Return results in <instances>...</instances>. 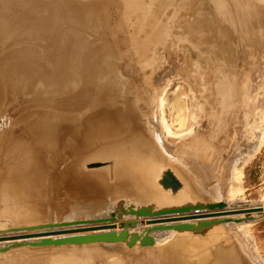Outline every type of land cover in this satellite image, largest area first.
Here are the masks:
<instances>
[{
	"label": "bare ground",
	"instance_id": "obj_1",
	"mask_svg": "<svg viewBox=\"0 0 264 264\" xmlns=\"http://www.w3.org/2000/svg\"><path fill=\"white\" fill-rule=\"evenodd\" d=\"M89 1H90L89 6H87L84 3L81 4L82 7L79 6L81 8L80 11L82 12V15L84 14V17H87L88 19H90L94 23V26L97 28L100 26V22L102 24V19L100 17L101 13L97 15L96 17L97 19H96L95 18L96 8H95V5L92 3V1L94 0H89ZM260 1L261 0H259V2ZM69 2L71 3L73 1L72 0H0V36L2 37V38L0 37L2 40L0 43V56L3 55L6 57L5 58L6 63L9 62V64L11 63L14 64L13 71L10 74H5L3 72V68H5V63L0 60V107L2 106L7 107V105H9L12 102L13 100L12 98L14 96V94L10 96L11 94L5 93L6 92L4 90L5 85H7L8 88L14 87L13 89H15L18 84L22 85L23 89H22V92H20L22 93L21 96L25 95L27 97L29 96L34 97L36 94L44 95V96H41L42 98H37L36 101L35 99L32 101L33 105H36V106L39 105L38 107L34 106L37 108V109L35 108V111H32V110L31 112L27 111L28 115L31 114L30 117L34 118V121L36 122V124L34 125L29 124L26 127L24 126V128L22 129H18L16 131L14 130L15 132L12 131L13 133L11 135H10L11 131H8L9 132L8 137L0 138V208L4 210L2 211V213H4L2 214V217H5L6 221L7 219L9 220L13 219V220H18L17 223H20L19 221H21L22 223L24 221V223H26L27 220L32 219L34 217L33 213L37 215L42 209L45 212L44 208L46 207L43 208L41 206H44L43 205L44 203L45 204L49 203L50 199L47 198V195L43 193L44 191H48L52 193H58L57 191H60L61 195L59 194L56 197L54 196V198L55 199L57 198L60 204L64 207L68 206L69 204L70 205L72 204L73 206L77 204L79 206L77 207L78 212L86 211V209L90 208L91 205L94 203L96 204L98 203V205L103 204V199H104V194H105L103 191L106 188L104 187L105 185L103 183V179L100 180L98 178L100 174L98 175L89 174V175L79 177V175L81 174L83 175V173L80 172V166H78V162H79L78 152L79 151H78L76 139H77V135L79 132L78 128H80L82 124L84 123V122L82 123L83 120H81V117L83 115L91 116L93 112L95 111L96 107H98L101 103H104L103 107L106 108V110L113 112L120 120H123L125 124L123 126L110 128V131L98 129L91 134L92 136L100 135L102 136V139H103L102 149L95 155V157L99 159L114 160L115 162L114 167L116 166L119 176L129 177V179H131L133 183L132 191L134 192V194L133 193L132 194L128 193V195L124 194V197L126 198V197L135 196L138 199L142 200V203H137L136 205H134L135 206L134 208L132 206L130 207L123 206L124 198H122L115 202L112 210H109L107 213H102L96 216H92L91 218L92 219H102L101 222L105 221L106 223L108 221L116 220L117 216L119 215L123 216L124 218L130 215H134V216L137 215V218L140 215L146 216L148 217L147 221L149 222V224H146V226H143L144 227L142 228L143 235L140 236L141 238L146 234L147 236H149L148 234L149 231L157 229V228L158 229L173 228V227H157L155 225L164 224L160 226H165V223H169L172 225L175 222L176 224L178 222V221L169 222L171 220H168V219H172V220L177 219L180 221L178 223L187 222L188 218L182 217V216H185V215L188 216L192 214L190 213V211L169 212L170 214L157 213V212L159 210H162V208H167V207L181 208V207H175V206H179L180 204H184V203H189L192 200H193L192 202H194L195 198H205V197L208 198V196L209 198H212L213 196H215V193H218V185L223 180L225 181V176L227 175L228 172L229 173L234 172L235 175L237 176L235 172L236 170L235 165L237 162L236 159L238 158V156H241L242 159L249 157V155L255 150V148L258 147V145L256 146L255 141L258 139L260 141V138L263 137L264 135L263 134L264 133V106L262 103H260L261 102L260 99L262 98L261 97L260 99L258 98L260 94L264 96V83L262 85L263 91L261 90L263 94L259 92L260 90L257 92L259 94L255 92L254 94L252 92L253 88H251V80H250L254 75L258 76L257 74L260 71L258 70V68H255V70L252 71V67H247L250 64L247 62V66H246L247 68L245 69V67L241 66V69H240L242 72H247L246 73L247 75L245 77H243L240 80L236 79L238 74H240V70L234 69L235 70L234 72L237 76L234 79L230 76L229 77L227 76L228 80L226 82H224L221 77L219 78V76L218 77L213 76L214 78H210L209 76L204 77L202 73V74H198L196 78H193V75L192 77H189V73H188L189 70L188 71L186 70L185 72H183L182 78L190 82V84L188 85L186 84V86H188V90L185 89V91L182 93L186 97H183L180 95L179 96L181 98L182 97L187 98V95H188L190 97V102H191L190 108H189L190 115H187L186 112H183L185 113V116L187 115L191 117V120H193L194 122L203 123L205 122V120H207V122L210 123L209 115L216 114L215 116L216 121L212 122L213 124L216 125V127L214 126L215 127L214 130L215 131L216 130L219 131L220 129L224 130V132L222 133L225 134L224 139L226 140L228 139L227 137H231L230 140L229 139L227 140L229 141L228 144H229L230 154L225 156L226 157L225 159L223 158L225 162L223 163L221 160H218V159L213 160L212 155L210 156L211 153L207 151L208 149L206 150L204 149L203 151L200 150L202 142L198 136L192 137L191 139V141L193 140L192 142H188L187 139L182 140L180 142L169 141L167 139H164L165 137L164 138L162 137L163 135L161 134L162 131L160 130L161 133L159 132L158 125H156L157 124L156 120L155 119L153 120L152 116L150 117L151 119L149 118V115L153 114L152 113L153 110L148 107L150 106L148 102H147L148 106L146 107V105L143 102V97H145V94H146L145 91L147 90L146 88H148L151 92L157 91L159 94L161 87L158 86L157 83L161 80L162 76L158 75L156 77L157 79H154V78H150L149 77L150 75H149L148 76L149 78L143 79L144 82H143L142 87H137L138 88L137 89L135 86L136 84H135L134 86L136 89H134V87L130 84V82H128L129 80L126 81L127 79H121V78L118 79V74H116L117 78L112 77L113 76L112 74L111 76L107 74H103L104 72H102L101 74L99 73V70L100 68H104V64L99 59L100 57L99 58L95 57L98 51L96 53L94 52L95 54H93L92 56L90 54L92 52V49H90L89 47V49L86 51V54H85L86 48L84 46L81 47L80 45L76 44L77 39L79 37H82V35L85 32L83 31V33H81V30L78 32L76 29L77 24L74 27L76 31H74L73 29L71 30V28L68 27L70 29L67 32L63 31V33H61V31L55 27V24H57V21L59 20V18L61 19V17H59L61 16V14L60 12H57L56 8H58L60 4H65V3L68 4ZM252 2L254 1L252 0ZM106 3L108 6H110L107 1ZM199 3H201V1ZM216 7L217 6L215 5V8ZM67 8L68 7H66V9ZM218 8H220L221 12L220 11L218 12L221 15V17L222 15L223 17L225 16L227 17L228 15L231 16V11L228 9L226 4L223 3V5L218 6ZM13 9L17 10L15 12L17 13V15L15 13H14L15 15L10 13V10H13ZM246 9L240 7V10L236 12L237 17H234L233 21L230 20L234 44L236 43L238 37H242L243 39L249 38V34H250L249 31L251 30V27L256 28L257 26L255 24L256 15L262 12L261 9L257 7V4L255 5V3H251L249 7ZM74 10L76 9L74 8ZM74 14H75V11H74ZM79 16L80 15H78V17ZM229 16L227 17L228 19H229ZM80 18H82V16ZM90 20L88 21L91 22ZM104 22L106 21L104 20ZM148 22H151V21H148ZM26 23H30V25L34 26L29 32L28 31L26 32L24 30L22 31ZM76 23H79L78 19ZM236 23L238 24L236 25ZM150 24H152V22ZM66 25L68 26V24ZM74 25L72 24L70 26H72L73 28ZM106 25H108V23ZM224 26L226 28V24H224ZM79 27L81 26L79 25ZM158 27L163 29L165 27V22L159 20ZM204 27L202 25H200L199 27L198 24H196V26H193L191 23H189L187 31H189L190 34L196 32L198 33L200 37L204 35V33H206L207 35L211 34L210 29L209 28L204 29ZM108 28H110V26ZM147 29L148 27L146 28V30L144 29L145 31L144 30L143 31L147 32ZM94 30H91V31H94ZM226 32H227L226 35L228 36L231 35V32L227 30V28H226ZM87 34H90V33H87ZM22 35L27 36V41L29 40V43L31 45L30 48H27L25 50L20 49L21 47L20 48L18 47L20 45L19 41L24 39L23 38L24 36ZM184 35L185 33L183 34V36ZM88 36L90 35H87L85 37H88ZM208 36L210 38H206L207 40L206 51L207 52L213 49L209 46L210 45L209 42H211V44H213L212 42H214V40H211V38L213 37L212 34L211 36L210 35ZM174 38L173 40L177 41V36ZM47 39H50L52 41V50L54 53L53 56L50 58H48L47 51H46L45 41ZM119 41L120 40H118V42ZM149 43L150 42H148V44ZM230 43L231 42H229V44ZM108 44L109 43H107L106 46L110 50V47ZM198 45H201V42H199L197 46ZM114 46L115 45H113V47ZM121 47L122 46L120 45L119 48ZM27 50L29 51L27 52ZM113 54L114 53L112 51L111 55ZM122 56L121 57L124 58L125 54ZM229 58L231 59V57ZM109 59L108 61L110 62ZM112 61L114 62V60ZM38 63H44V66L36 67L35 64H38ZM45 64L47 66H45ZM123 66H122V69L125 68ZM127 67L128 65L126 66V68ZM120 68L121 67H119L118 69ZM143 70H146V69L144 68ZM97 71L99 74L97 73ZM112 71L113 69L111 70V72ZM127 71L129 72V70ZM112 73L114 74L115 72H112ZM251 73L253 74V76L251 75ZM44 76L51 77L53 79V82H48L47 79L43 78ZM123 78H126V77H123ZM62 80H65V81L62 82ZM138 92H140L141 94H137ZM136 95L140 96L141 99L140 98L135 99ZM148 96L150 97L151 95L148 94ZM151 98L152 97H150V99ZM175 104H178V103H175ZM224 104L226 105L228 104L227 108L223 107ZM160 105H162V103ZM160 105L158 106L162 107ZM171 105H173L172 102H171ZM41 106L46 107L48 109L44 110V108H42ZM10 107H13V105ZM177 108H180V107H177ZM177 108H174V109L178 110ZM186 111H187V107H186ZM230 111L232 112L229 114ZM81 112H84L85 114L82 115ZM22 114L20 118L23 117L25 120V116ZM178 115L180 114L178 113ZM171 116H172V113H171ZM183 117H184V114H183ZM20 118H18L16 121L19 122L18 120ZM49 118L52 119L51 123L44 122L45 119H49ZM176 118H177V115H176ZM162 120H165V119L163 118ZM178 121L176 120V123L178 122L180 124L181 120L178 119ZM186 121L188 120L186 119ZM186 121L185 123H183L184 126L187 123ZM13 123L11 124L12 126L10 125L9 129L11 127L13 128L14 126ZM152 123H154L155 125H153ZM17 125L18 124H16L15 127L21 126V125L19 126ZM151 125H153L154 127H152ZM156 126H157V129H155ZM21 127H23V125ZM167 128L168 127H166V129ZM2 131L4 132V130ZM5 133H6V130H5ZM177 133L178 131L175 134ZM170 134L171 132L168 133V135ZM175 134H173V136ZM211 139L214 140L213 138ZM210 143L211 142L209 140L207 144H210ZM51 144H54L56 148H54V145L52 146ZM174 144H178L179 147L177 150H176L177 147L174 146ZM210 146L212 145L210 144ZM195 147L198 150L192 156H187L183 152L185 150L187 151L189 148L195 149ZM162 149H164V151L174 150L173 153L180 152L179 155H176L175 157V160L179 161L180 165L171 164L169 159L164 160V156L161 155V153L164 154L161 151ZM233 154H235L234 157H233ZM208 159H210V162ZM67 160H70V162L67 163L66 162ZM101 164L102 163H95V164H88V165L89 167L90 166L96 167V166H100ZM168 165L172 168L171 170L172 172H174V174L171 172L170 169L165 168L163 170V173L166 172L167 170H169V173H170L168 174L169 176L168 185L164 186L161 183V177L159 179V183L156 182L155 178H156L157 173L164 167H167ZM209 167H214L213 171H212V168H209ZM211 172H213L214 174L213 176L217 180V184L214 187L213 185L212 186L209 185L208 187L209 183L207 184L206 182L207 179L211 177ZM174 175L179 177L181 182H179V180ZM232 178L235 179L236 177L232 176ZM230 180L231 179L226 181L227 182L226 186L229 184ZM175 184L177 185L176 187H174ZM119 185L121 187L122 192H128L127 190L129 189V187H127L123 183V181ZM63 186H65V189H63ZM107 186L108 185H106V187ZM180 186H181V191L178 193H173L177 191L180 188ZM166 188L171 189V191H169ZM108 190H111L112 192V189H110V187L108 188ZM64 191L68 195H63L62 193ZM113 191L115 190L113 189ZM76 193L78 196L76 195ZM43 194L45 195L44 197H43ZM89 194L95 195L96 199L93 200V198L90 197ZM76 196L81 199V203L76 202L75 200L77 198ZM121 196H122V193H121ZM121 196L119 195V197ZM199 200L201 201V199ZM231 202H228V204ZM37 205H39L42 208L39 210V212L37 211V209H34L35 206ZM193 205L195 204H191L187 206H193ZM129 208H133L135 210L138 208H145L146 211L152 212L153 214H136V213L130 212ZM148 208H152L155 210L151 211V209L149 210ZM157 208H161V209L156 210ZM171 208H168V209H171ZM263 208H264V205H263ZM32 209L36 210V212L34 210L32 211ZM226 210L225 211L222 210L221 212H226ZM231 210H234V209H231ZM227 211H230V210L228 209ZM112 214L114 215L112 216ZM42 215H40V217ZM224 215L227 216L228 214L224 213ZM128 218L130 219V217ZM126 219L127 218H125V221ZM35 220H38V218ZM189 220L192 222H196L194 221L195 219H189ZM31 221L37 222L33 220ZM101 222L98 221L96 223H101ZM104 224H95V225L85 226V223H84V224L74 225L75 226L74 228H60L58 230H71V229L80 228L79 230H76L75 232H70L68 234H82V233L98 234V233H104V232L111 231V228L109 227H108L109 229H104V228L96 229L95 228V229H92L93 230L92 232L89 231V229H84V228H91V227H106V225ZM65 226H68V225H65ZM52 229L54 230L56 228H52ZM174 229L181 230L178 228H174ZM41 231H38V232H41ZM84 231H88V232H84ZM130 231L132 232L133 229L131 230L130 228ZM78 232H81V233H78ZM155 232L156 233H154V231L150 233L153 236H155L157 243H160L162 241V239L160 238L163 235L166 234L169 237V236H172V234L173 235L175 234V232L172 230L171 232L170 230H168L167 233L165 231V233L163 232V234L161 232H157L156 230ZM182 232H177V233L181 234ZM187 232H190V231H187ZM68 234H60V235L64 236ZM182 234L181 235L177 234L175 236V239H173L171 243H168L166 245H156L154 247L155 255L152 257H149V259H144L143 255H142L143 258L137 255L135 259H134L135 256L131 258L130 264H134L135 261H136L135 264H241L240 262L241 256L238 255L237 250H234L236 249L235 246H231L230 248L224 251H221L214 247L206 251V248L204 249V244H203V241H204L203 237L205 233L203 232L196 233L192 236L190 234L188 235L185 234V236ZM60 235L57 234L55 236H60ZM49 236L55 237L54 235H49ZM45 237L46 235L37 236L38 239L45 238ZM140 237L138 238L140 239ZM5 241L8 242V240H5ZM111 242L112 243H109V244L105 243L103 244V246L108 245V246H112V247L114 246L117 248L120 247V245L123 246V244L121 243H115L113 241ZM145 242H147V240H145ZM152 243L153 242L149 244H152ZM82 245L80 246L77 244L69 245L70 247L71 246H75V247L77 246L78 248L81 247L79 249L75 247L70 248L68 247V244L67 246L62 245V247L64 248L68 247L69 249H62L61 247H60L61 249H59V246H58L57 247L58 249L54 250L55 252L53 251L54 252V253L52 252L53 254L51 253L52 255L47 254L46 257H45L46 253H43L41 257H33L34 254L31 255L28 252L31 255V258L30 257H29L30 259L28 258L29 261L25 259V257H23L24 254L20 253L21 254L20 256L16 255L17 258L14 256L13 258L12 257L8 258L6 261H8L7 263L9 264H74V263L75 264L77 263L78 264H122V262H120L121 261L120 259L119 260L106 259V257H104L101 251H95L97 249H101L102 247L101 242L100 243L99 242L89 243L83 246ZM45 247L46 246H43V248ZM53 248H55V245ZM72 248H75V249H72ZM78 250L79 251L83 250L85 254L83 252L82 256L78 255L77 254ZM125 251L121 250V253L123 252L125 253ZM142 251H145V250H142ZM135 252H137V250ZM146 252H144V254ZM29 254H26V257ZM131 254H133V252ZM138 254H141V251ZM124 257H126L125 258L126 260H124V258L122 259V256H121V259L124 261H127L128 260L127 255L126 256L124 255ZM132 259L134 262L132 261ZM131 261L133 263H131Z\"/></svg>",
	"mask_w": 264,
	"mask_h": 264
},
{
	"label": "rangeland",
	"instance_id": "obj_2",
	"mask_svg": "<svg viewBox=\"0 0 264 264\" xmlns=\"http://www.w3.org/2000/svg\"><path fill=\"white\" fill-rule=\"evenodd\" d=\"M72 1L73 2H71V3L69 2L70 4L69 3L68 4H66V3L60 4V6H58L59 9L56 8L57 12H60V14H61V16H59V17H61V19L59 18V20L57 21V24H55V27L58 28L61 31V33H63V31L67 32L70 28H71V30L73 29L74 31H76L74 29V27L77 24V26H76L77 31L79 32L81 30V33H83V31L85 32L84 34H86V35L83 34L82 37H79L76 41V44L80 45L81 47L84 46L86 48L85 54H86V51L89 49V47H90V49H92V52L90 53L92 56H93V54H95L98 51V53L96 54L95 57L96 58L100 57L99 59L104 64V68H100V70H99V73H101V74H102V72H104L103 74H107L109 76H111V74H112L113 75L112 77H115V78H117L116 74H118V79L119 78L127 79L126 81L129 80L128 82H130V84L134 87V89H136L137 87H142L143 82H144V80H143L144 78L150 77V78L157 79L156 77L158 75L162 76L161 80L160 81L158 80L159 82L157 83V85L161 87L159 94L157 91L151 92L148 88H146L149 91L148 92L144 88L146 90L145 91L146 94H145V97H143V102L146 105V107L148 106L147 105V102H148V104H150V106H148V107L153 110V112H152L153 114L149 115V118L152 116L153 120L154 119L156 120V123H157L156 125H158L159 132L161 133V131H162V133H161V134H163L162 137L163 138L165 137L164 139H167L169 141H174V142H180V141L185 140V139H187L188 142H192L193 141V140L191 141L192 137L198 136L202 142L200 150L203 151L204 149L205 150L208 149L207 151L211 153L210 156L212 155L213 160L218 159L224 163L225 161L223 160V158L225 159L226 158L225 156L230 154L229 144H228L229 141H227V140L228 139L230 140L231 137L226 136L228 138L226 140V139H224L225 134L222 133V132H224V130H221V129L219 131L216 130L217 132L214 130L216 125L213 124L212 122L216 121V117H215L216 114L215 115L214 114L209 115L210 123L207 122V120H205V122H203V123L194 122L193 120H191V117L187 116V115H190L189 114V110H190L189 108H190V103H191L190 97L187 95V98H183L186 96L183 95L182 93L185 91V89L188 90V86H186V84L188 85V84H190V82H188L182 78L183 72H185L186 70L187 71L189 70L188 71L189 77H192V75H193V78H196V76L198 74H202V73H203L204 77L209 76L210 78H214L216 76L217 77L219 76V78L221 77L222 80L224 82H226L228 80L227 78L229 76L232 77L233 79L237 76L234 72L235 71L234 69L240 70L241 66H243V67H245V69L247 67H252V71H253V70H255V68H258V70L260 71L257 74L258 76H256V75L253 76V74L251 73V75L253 76L250 79L251 80V88H253V90H252L253 93L254 92L257 93L259 90H260L259 92L262 93V91H263L262 85L264 83V70H263V68H264V0H261L260 2H259V0H253L254 2H252V0L251 1L250 0H193V1L192 0H98V1L96 0L95 1L94 0V1H92V3L95 5V8H96V9L94 8L95 12H96L95 18L97 17V15H99L101 13L100 17L102 19V24L100 22V26L101 25L102 26L101 27L99 26L100 28L99 27L96 28L94 26V23L90 19H88L87 17H84V14L82 15V12L80 11L81 10L80 7H82L81 4L84 3L87 6L90 5L89 0H79V1L78 0H72ZM106 1L109 3L110 6L107 5ZM198 1L199 2L201 1V3H199ZM223 3L226 4L228 9L231 11V16L228 15L229 19L227 18L228 16L223 17V15H222V17H221V15L218 12V11H220V8H218V6L223 5ZM251 3H255V5L257 4V7H259L262 11V12H260V14L256 15V21H255L256 23L255 24L257 26H256V28L251 27V30L249 31V33H250L249 38L243 39L242 37H238L236 43L234 44L230 20L233 21L234 20L233 18L237 17L236 12L240 10V7L246 9L249 7V5ZM215 5L217 6L216 7L217 9L215 8ZM74 6H76V7H74ZM66 7H68V8L66 9ZM74 8L76 10H74ZM72 9L75 11V14H74V11ZM148 10L151 12H149ZM16 11H17L16 9H13V10H10V13L13 15H15V14L17 15V13H15ZM78 15H80V16L78 17ZM81 16H82V18H80ZM238 16H239V14H238ZM77 19H78L79 23H76ZM66 20H67V22H66ZM88 20H90L91 22H89ZM104 20L106 22H104ZM159 20L165 22V27L163 29L158 27ZM148 21H151L152 24H150L151 22H148ZM59 23H61V24H59ZM107 23H108V25H106ZM189 23H191L193 26H196V24H198L199 27H200V25H202L203 27L205 26L204 29H206V28L210 29V32L213 36L211 38V40H214V42H212L213 44H211V42H209L210 43L209 46L211 48H213L211 51H209V52L206 51V42H207L206 38H210L208 35L211 36V34L207 35L206 33H204V35H202L201 37L196 32L190 34L189 31H187ZM64 24H65V26H64ZM66 24H68V26ZM69 24L70 25L75 24V25L72 28V26H70ZM208 24H210V25H208ZM224 24H226L227 30H229L231 32L230 36L226 35L227 32H226V28H225ZM237 24L238 23H236V25ZM79 25L81 27H79ZM146 25H147L148 29H147V32H144L147 28ZM149 25H151V26H149ZM28 26H30V27H28ZM109 26L111 29L108 28ZM248 26H250V25H248ZM32 27H34V26L30 25V23H26V25L23 27L22 31L24 30L26 32L27 31L29 32L32 29ZM66 27L67 28L70 27V28L67 29ZM86 28H88V29H86ZM90 29L94 30V31H91ZM104 29H106V30H104ZM150 29H151V31H150ZM95 31L96 32L98 31V32L96 33ZM168 31H169V33H168ZM92 32H94V33H92ZM99 32H100V34H99ZM183 32L185 33L184 36H183V34H184ZM87 33H90V34H87ZM144 33H145V35H144ZM213 34L215 35V37ZM87 35H90V36L85 37ZM22 36H24L23 37L24 39H22L23 42H22V40H20L19 44L21 46L19 45L18 47L19 48L21 47L20 49H24V50L27 48H30L31 45L29 43V40L27 41V36L26 35H22ZM115 36L117 37V39ZM176 36H177V41H174L173 38ZM1 38H0V43L2 41ZM118 40H120V41L118 42ZM45 42H46L47 55H48V58H50L54 54L53 50H52V41L50 39H47ZM113 42H114V44H113ZM148 42H150V43L148 44ZM199 42H201V45L197 46V44ZM229 42H231L232 44L231 43L229 44ZM107 43H109L108 45L110 47V50L106 46ZM119 44L122 46L121 47L122 49L119 48L120 47ZM113 45H115V46L113 47ZM194 45H196V46H194ZM93 47H94V49H93ZM111 50L113 51L114 56L111 55V52H112ZM120 50L124 53H122ZM123 50H125V51H123ZM28 51L29 50H27V52ZM107 53H108V55H107ZM121 54L122 55L125 54V57L126 58L128 57L127 58L128 60L125 57H124L125 59L122 58L123 56ZM229 57H231V59ZM5 58L6 57L3 55L0 56V60L5 63V68H3V72L5 74H10L13 71L14 64H12V63L9 64V62L6 63ZM108 59L110 60V62L108 61ZM111 59L114 60V62ZM123 60H124V62H123ZM247 62L250 63L248 66H247ZM127 65H128L127 68H129V69L126 68ZM35 66L36 67H43L44 63H38V64H35ZM45 66H47V65L45 64ZM122 66L125 68L122 69ZM119 67H121V68L118 69ZM144 68L146 70H143ZM112 69H113L112 72H115L114 74L111 72ZM121 70H122V72H121ZM127 70H129V72ZM97 73H98V71H97ZM246 73L247 72H242L240 70V74H238L236 79H238V80L242 79L243 77H245L247 75ZM123 77H126V78H123ZM43 78L47 79L48 82H53V79L49 76H44ZM64 81L65 80H62V82H64ZM134 85L136 86V88ZM7 88H8L7 85H5L4 86V90L6 91L5 93L11 94L10 96H12L14 94V96L12 98L13 103L11 102L9 105H7V107H3V106L0 107V133L3 132L2 130H4V132L0 134L1 135L0 138L8 137L9 136L8 131H11V133H10V135H11L16 130L24 128V126L26 127L29 124H33V125L36 124V122L34 121V118L30 117L31 114L28 115L27 111L28 112L29 111L31 112V110L35 111V108L38 107L39 105H37V106L33 105L32 101L34 99L36 101L37 98H42L41 96H44L41 94H36L34 97H32V96L27 97L25 95L21 96L22 93H20V92H22L23 88H22V85H20V84H18L15 89H13L14 87L8 88V89ZM137 94H141V93L138 92ZM148 94L151 95L150 96V97H152L151 99L148 96ZM257 94H259V93H257ZM18 95H19V97H18ZM179 95L183 96V97L181 98ZM177 96H179V97H177ZM30 97H32V98H30ZM260 97L262 99H260ZM137 98H140V96L136 95L135 99H137ZM258 98L261 100L260 103H262L264 106V96L260 94V96ZM183 99H185V100H183ZM225 100H227V99H225ZM17 102H18V104H17ZM171 102L173 105H171ZM151 103H152V105H151ZM161 103H162V105H160ZM175 103H178V104H175ZM12 105H13V107H10ZM158 105H160L162 107H159ZM227 105L224 104L223 107L227 108ZM4 106H6V105H4ZM14 106H15V108H14ZM34 106H36V107H34ZM103 106H104V103H101L98 107H96L95 111L93 112V114L91 116L90 115H83L85 113L81 112V114L83 115L81 117V120H83L82 123L83 122L84 123L82 124V126L80 128H78L79 132H78L77 139H76L77 147H78V151H79L78 152V156H79L78 157L79 158L78 166H80V172L83 173V175L81 174V175H79V177L89 175V174H93V175L100 174L98 178L100 180L103 179V183L105 185L104 187L106 188V189L104 188L105 190L103 191L105 193L104 199H103V204L98 205V203L97 204L94 203L91 205L90 208H87L86 211L78 212L77 207H79V206L76 203H75L76 204L75 206H73L72 204L71 205L69 204L68 206L64 207L60 204V202L58 201L57 198L56 199L54 198V196L56 197L57 195L60 194V191H57L58 193H52V192L44 191L43 193L45 195H47V198L50 199L49 203H46L48 206L45 203L43 204L44 206H41L43 208L46 207V208H44L45 212L39 206L40 204L35 206V208H34V209H37L38 212L40 209H42V210H40L39 213L38 212L37 213L40 215L43 214L42 216L44 218L42 216L40 217V215H38L36 213L38 215V217H37V215H35V213H33L34 217L32 219L27 220V222L29 221L28 223L27 222L24 223V221H23V223L21 221H19L20 223H17L18 220H13V219H10V220L7 219V221H6V218L2 217V214H4V213H2V211H4V210L0 208V214H1V216H0V236H3L6 234V231H4V230H7V229L10 230L11 228H15V227L34 226V225L37 226V225H43V224L48 223V222L63 223V222H69L72 220L89 219L92 216H96V215H99L102 213H107L109 210H112L115 202L119 199H122V198H124L123 206H127V207L132 206L134 208L135 207L134 205H136L137 203H142V200L138 199L135 196L126 197V198L124 197V194H126V195H128V193L134 194V192L132 191V184L133 183H132L131 179H129V177L119 176L116 166L114 167V164H115L114 160H112V159H99V158L95 157V155L102 149L103 139H102V136H100V135L99 136H96V135L92 136L91 134L98 129L110 131V128L123 126L125 124L123 120H120L113 112L106 110V108H104ZM20 107L22 108V110ZM41 107L44 108V110L48 109V108L43 107V106H41ZM177 107H180L181 109L177 108ZM186 107H187V111H186ZM19 108H20V110H19ZM174 108H177L178 110H175ZM183 112H186L187 115L185 116V113H183ZM231 112L232 111H230L229 114ZM171 113H172V116H171ZM178 113L180 115H178ZM21 114L25 116L26 121L24 120L23 117L20 118ZM183 114H184V117H183ZM176 115H177V118L179 120H181L180 124L178 123L179 121L176 118ZM160 116H162V117H160ZM185 117L189 122L186 121ZM18 118H20L18 120L19 122L16 121ZM163 118L165 120H162ZM21 119H23V120H21ZM176 120L178 121L177 123H176ZM14 121H16V122H14ZM164 121H166V122H164ZM185 121L187 123L184 126L183 123H185ZM44 122L51 123L52 119H50V118L45 119ZM12 123L14 126H13V128L11 127L10 129H12V130H10L9 127ZM16 124H18L17 126L23 125V127H21V126L15 127ZM79 124H81V123H79ZM152 124L155 125L154 123H152ZM153 125H151V126L154 127ZM14 127H15V129H14ZM166 127H168V128L166 129ZM184 127H185V129H184ZM155 129H157V126ZM168 129H170V130H168ZM5 130H6V133H5ZM166 131L167 132L169 131L168 133L171 132V134L168 135V133ZM177 131H178V133L175 134ZM179 132L182 133L183 135L180 134ZM221 133H222V135H221ZM173 134H175V135L173 136ZM179 134H180V136H179ZM211 138H213L214 140H212ZM209 140H210V142H211L210 144L212 146H210V144H207V142ZM256 141H255V144H256V146L258 145V147L255 146L256 147L255 150L249 155V157L242 159L241 156H238V158L236 159L237 162L235 165V169H236L235 172H236L237 176L235 175L234 172H231V173L228 172L227 175L225 176V181L223 180L218 185V193H215V196H213L212 198H209V196L207 195L209 199L207 197L195 198L194 202H192L193 201L192 200L189 203H184V204H180V205L178 204L179 206H175V207H183V206H187V205H191V204H198V203L203 204V205H207L208 203L218 202V201H223L226 204V206L224 208H222L221 210H226V209L231 210V209H237V208H241V207H252V206H262L263 207V205H264V135H263V137L260 138V141H259V139ZM51 145L53 146L54 144H51ZM174 146L177 147L176 150L179 147L178 144H174ZM54 148H56L55 145H54ZM197 150L198 149H196V147H195V149L189 148L187 151L185 150L183 152L187 156H192L193 154H195L197 152ZM161 151L164 153V154L161 153V155L164 156V160L169 159L171 164L180 165L179 161L175 160L176 155H179L180 152H178V153L174 152L173 153L174 150H171V151L165 150L164 151V149H162ZM166 156H168V157H166ZM234 156H235V154H233V157ZM208 160L210 162V159H208ZM66 162L68 163V162H70V160H67ZM95 163H102V164L100 166H96V167H91V166L89 167V165H88V164H95ZM165 168L170 169V170L172 169L169 165L167 167H164L163 169H161L157 173L156 178H155L157 183H159V179H160L161 174L163 173V170ZM209 168H212V171H213L214 167H209ZM167 171L169 172V170H167ZM171 172H172V170H171ZM172 173L174 174V172H172ZM228 174L229 175L231 174V175L229 176ZM213 175H214L213 172H211V177L208 178L206 181L207 184L209 183L208 187H209V185L210 186L213 185V187H214L217 184V180ZM174 176L179 180V182H181L179 177H177L176 175H174ZM232 176L236 177V178L233 179ZM227 178H228V180L229 179H231V180H230L229 184L226 186V184H227L226 181H228ZM122 181L127 187H129V189L127 190L128 192H122L121 191V187L119 184L122 183ZM106 185H108V186L106 187ZM111 186H112V188H111ZM109 187H110V189H112V192H111V190H108ZM63 189H65V186H63ZM113 189L115 191H113ZM166 189L171 191V189H169V188H166ZM116 191H117V193H116ZM180 191H181V186L177 191H175L173 193H178ZM112 193L114 194V196L116 195L117 198H116V196L114 197ZM118 193L120 196L122 193V196L119 197ZM44 194H43V197L45 196ZM62 194L68 195L65 191ZM76 195H77V193H76ZM89 195H90V197L93 198V200L96 199L95 195H93V194H89ZM128 198H130V199H128ZM199 199H201V201ZM234 199L237 202L240 201V202H244L246 204H244L242 206H238V205H236L237 202ZM75 200L77 203H81L80 198L77 197ZM228 202H231L234 205H232L231 203L228 204ZM47 207L50 209H48ZM226 207H228V208H226ZM168 208H171V207L162 208V209H168ZM34 209H32V211ZM148 209L149 210L151 209V211L155 210L152 208H148ZM158 209H161V208H157L156 210H158ZM34 211L36 212V210H34ZM200 211L211 212L210 209H204V210H200ZM45 213L47 216L45 215ZM190 213H193V211H190ZM167 214H170V213H167ZM44 215L46 216V218ZM120 216L121 215L117 216L116 220L106 222L107 224L105 223V221L101 222V223H95V224H104L105 223L104 225H106V227H104V229H109L111 227L108 228V226H111V223L115 222L114 224L116 226L111 228V231L117 232L118 228H119V230L124 229V227H125L124 223H125V224H127V226L125 228L128 229L127 231L129 233V235L132 233L138 234L136 237V240H135L136 242H134L133 245L128 246L126 244V241L129 239V237H130L129 235L127 237L128 239L126 238L127 240L125 239V241L124 240L123 241H117V242L113 241L115 243L123 244V246L120 245V247H118V248L114 247V246L113 247L108 246V245L103 246V244H105V243H107V244L112 243L111 241H97L99 243L100 242L102 243V247H101V249H97L95 251H101V253L104 255V257H106V259H116V260L120 259L121 260L120 262H122V264H130L131 258H133L135 256L134 257V259H135L137 255H139L142 258L144 256V259H149V257H152L155 255L154 247L156 245H166L168 243H171L172 240L175 239V236L177 234L181 235L185 231L186 232L190 231L192 234L190 232H187V233L185 232L182 235L185 236V234H187V235L190 234L192 236L196 233H202V232L205 233V235L203 237V239H204L203 244H204V249L206 248V251L213 248V247L216 249H219L221 251H224V250L230 248L231 246H235L236 249H234V250H237L238 255L241 256L240 257L241 264L243 262H244L243 264H264V208L261 211L246 212L243 214H228L227 216L223 215V216L213 217L216 220H220V221H218L220 223H218V222L212 223L209 228L207 227V229L205 228V229L197 230V231L191 230V229L177 230L174 228H171V229H158L157 228V229L149 231V233H148L149 236L152 237L153 243L147 244L144 246H141V243L139 242V240L141 239L140 236L143 235V233H142L143 232L142 228H144L143 226H146V224H149V223H147L148 217L140 215L137 218V215H135V216L130 215V216H128V217H130V219L128 217H125V218H127L125 221V218L123 216H121V218H122L121 219ZM240 216H245V217L255 216V217L252 219H249V220H244V221L235 220V218H238ZM39 217L41 220L39 219ZM37 218L39 221L35 220ZM31 220L37 221V222H32ZM135 220H137V221H135ZM117 221H119V222H117ZM172 221L180 222L177 219H173L169 222H172ZM188 221H190V220H188ZM95 224L89 223V224H85V226L95 225ZM166 224H169V223H165V225ZM174 224H176V222ZM160 225H164V224H158L155 226H160ZM74 227L75 226H65L62 224H57V225H55L53 227H49V228H38L35 231L32 230V232H38V231H41V229H42V231L48 232L49 230L55 231V230H58L60 228H74ZM121 227H123V228H121ZM151 227H153V226H151ZM52 228H56V229L53 230ZM130 228H131V230L133 229L132 232L130 231ZM119 230H118V232L121 231V230L120 231ZM155 230L157 232H161L162 234H163V232L165 233V231L167 233L168 230H170V232L172 230L175 232V234L174 235L172 234V236H169V237L166 234L163 235L160 238V239H162L161 242L159 241L161 243L160 244V243L156 242L155 236H153L150 233L153 231H154V233H156ZM92 231L93 230H91V232ZM182 231H184V232H182ZM84 232H88V231H84ZM177 232H182V233L179 234ZM78 233H81V232H78ZM66 234H68V233H66ZM50 235L55 236L57 234L53 233ZM40 236H42V235H40ZM34 237H36V238H34ZM138 237H140V239ZM27 238L26 239L20 238V240L18 239V241L38 240L36 235L29 237L28 239ZM4 241L5 240L0 241V246H5V245L9 244V242H11L10 240H8V242H6V241L4 242ZM15 241H17V240H15ZM91 243H95V242H91ZM87 244H89V243H87ZM135 244H137V245H135ZM62 245L67 246V244L55 245V248H53L54 245H36V247L38 246L39 248L38 247L36 248L35 246H30V245L12 246V247H9L7 250L0 251V264H6L8 262V261H6L8 258H11V257L13 258L14 256L17 258L16 255L20 256L21 254H24L23 257H25V259H27L28 261L31 258V255H33V254H34L33 257H41V255H43V253H46L45 254V257H46L47 254L50 255L54 250H57L58 246H59V249H61V248L62 249H69L68 247H70L69 245H71V244H68L67 248L62 247ZM80 245H82V244H80ZM83 245H85V244H83ZM43 246H46V247L43 248ZM71 247H75V246H71ZM127 247L131 248L132 250L127 248ZM137 247L139 248V250ZM75 248L79 249L81 247L78 248L76 246ZM75 248H72V249H75ZM36 249H37V251H36ZM82 249H84V248H82ZM133 249H134V251H133ZM49 250H50V252H49ZM121 250H124V251L127 250V251H125V253L124 252L121 253ZM136 250H137V252H135ZM142 250H145V251H142ZM23 251L25 253L27 252L26 254L30 253L31 255L29 254L26 257V254ZM140 251H141V254H138ZM78 252H77V254L82 256L84 251L78 250ZM126 252H128V253L130 252L129 255ZM132 252H133V254H131ZM144 252H146L147 255H146V253L144 254ZM84 254H85V252H84ZM117 254H118V256L121 255L122 259L124 258V260H126L125 259L126 257H124V255L125 256L127 255V259H128L127 261L128 262L122 260L121 256H119V258H118ZM114 256H115V258H114ZM132 261H133V259H132ZM132 261H131V263L134 262V261L133 262ZM79 263H80V261H79ZM135 263H136V261H135ZM7 264H9V263H7Z\"/></svg>",
	"mask_w": 264,
	"mask_h": 264
},
{
	"label": "water",
	"instance_id": "obj_3",
	"mask_svg": "<svg viewBox=\"0 0 264 264\" xmlns=\"http://www.w3.org/2000/svg\"><path fill=\"white\" fill-rule=\"evenodd\" d=\"M168 174H170L168 171L164 172L161 176V183L162 185L166 186L168 185ZM177 185L175 184L174 187H176ZM246 203L244 202H237L236 205L238 206H242ZM225 202L223 201H218V202H212L209 203L207 205H202V204H195L193 206H185V207H181V208H171V209H162L159 210L157 213H169V212H185V211H193L192 214L188 215V216H182V217H186L189 219H195L194 221H196L195 223L192 221H187V222H182V223H177V224H166L165 226H157V227H173V228H178V229H191V230H202V229H207V227L209 228L210 225L212 223L218 222L220 220H216L213 217H217V216H223L224 213L225 214H243L246 212H254V211H261L263 210L262 206H252V207H241V208H237L234 210H230L226 212H221V208H224L225 206ZM130 212L132 213H136V214H153L152 212L146 211L145 208H138V209H133V208H129ZM203 209H210L211 212H203L200 210ZM225 211V210H224ZM114 214H112L113 216ZM255 216H249V217H245V216H240L238 218H235V220L237 221H244V220H249L254 218ZM102 219H83V220H72L69 222H63V223H56V222H48L45 223L43 225H34V226H21V227H15V228H11L10 230H4L6 231V234L3 236H0L1 240H11V242H9V244L5 245V246H0V251L3 250H7L9 247L12 246H20V245H31V246H36V245H61V244H87V243H91V242H97V241H123L126 239V237L129 235L127 232V229L125 228L127 226V224L124 223V229H122L119 233H116L115 231H108V232H104V233H98V234H94V233H82V234H69V235H64V236H55V237H50L49 235L54 233V234H66L69 232H75L76 230L79 229H71V230H55V231H48V232H30L32 230H36L38 228H49L52 226H55L57 224H62V225H68V226H74L77 224H88V223H96L98 221L101 222ZM109 220V219H108ZM168 220H172V219H168ZM147 223H149L147 221ZM116 225L114 223L111 224V226L108 227H115ZM156 227V228H157ZM103 229L104 227H91V228H84V229H89V231H91L92 229ZM40 236V235H46L45 238H40L38 240H25V241H15L18 240L20 238H29L32 236ZM129 239L128 241H126V244L128 246L133 245V243L136 240L137 234L136 233H132L129 235ZM0 240V241H1ZM145 240H147V242H145ZM153 242L152 238L144 235L141 240L140 243L142 246H144L145 244H149Z\"/></svg>",
	"mask_w": 264,
	"mask_h": 264
}]
</instances>
